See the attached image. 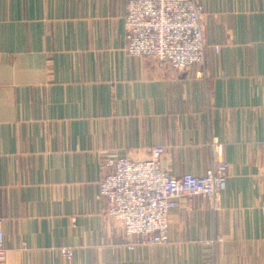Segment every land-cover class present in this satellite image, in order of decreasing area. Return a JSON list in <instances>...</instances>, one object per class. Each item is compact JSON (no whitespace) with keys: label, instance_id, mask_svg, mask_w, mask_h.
<instances>
[{"label":"crops","instance_id":"crops-1","mask_svg":"<svg viewBox=\"0 0 264 264\" xmlns=\"http://www.w3.org/2000/svg\"><path fill=\"white\" fill-rule=\"evenodd\" d=\"M197 1L206 60L176 71L127 54L128 0H0L4 264H264V0ZM216 143L219 201L183 198L166 243L130 248L103 161L160 145L169 175H204Z\"/></svg>","mask_w":264,"mask_h":264},{"label":"built area","instance_id":"built-area-1","mask_svg":"<svg viewBox=\"0 0 264 264\" xmlns=\"http://www.w3.org/2000/svg\"><path fill=\"white\" fill-rule=\"evenodd\" d=\"M204 7L197 0H128L125 16V51L134 57H149L159 65L183 71L204 64L207 44L203 31ZM219 53L220 47H214ZM217 158L204 175H169L162 166L165 148L149 149L145 159L130 156L107 158L97 198L105 201L107 213L136 245L164 244L169 240V214L188 196H210L216 202L226 186L230 164L223 145L216 143ZM134 239V240H132ZM4 219L0 217V264H4ZM71 259V248L61 249ZM204 264H213L209 259Z\"/></svg>","mask_w":264,"mask_h":264}]
</instances>
